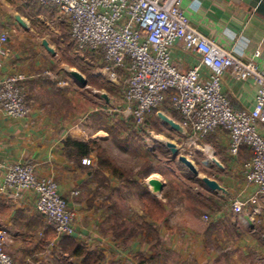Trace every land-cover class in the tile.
<instances>
[{"label":"crops","instance_id":"0c3cea01","mask_svg":"<svg viewBox=\"0 0 264 264\" xmlns=\"http://www.w3.org/2000/svg\"><path fill=\"white\" fill-rule=\"evenodd\" d=\"M183 8L194 27L243 60H255L264 72L263 16L231 0H183ZM49 25V32H45ZM50 31L56 33L55 39ZM3 32L9 36L6 45L10 55L0 66V83L8 75L24 74L21 85L30 112L22 119L0 113V185L7 167L14 163L32 164L38 176L57 181L60 192L77 211L76 232L68 237L86 246L88 252L102 254L103 264H264V196L256 185L247 182L243 171V163L252 157L249 148L243 147L238 156L231 155L229 133L224 129L198 141L199 146L193 149L197 155L206 145L222 164L203 162L209 167L206 176L217 180L226 192L209 189L199 177V181L193 180L189 197L171 191L169 183L160 179L159 150L147 149L153 172L140 182L164 202L167 210L166 221L154 222L148 235L142 230L150 222L144 217V206L136 209L133 205L134 191L143 201L142 189L109 174L101 183L95 153L84 157L90 160L84 163L68 157L65 146L68 137L96 140L105 146L112 134H122L136 126L124 99L129 70L121 68L117 81H111L104 70L103 53L76 48L70 36L69 18L55 7L42 6L34 0H0V34ZM40 33L46 34L35 37ZM44 40L54 53L43 45ZM70 44L77 53L86 54L81 60H86L83 65L88 72H68L63 63H58L60 51ZM171 53L181 71L200 62V55L186 50L181 42ZM72 71L81 73L87 84L74 77ZM203 75L208 79L209 71L204 69ZM222 89L234 109L254 108L258 85L253 79H238L227 70L222 76ZM158 112L181 120L169 100L149 117L178 147L185 145L187 135L172 130ZM259 128L264 135V123ZM166 150L169 152L162 150L166 164L174 165L181 174L189 173L167 146ZM153 177L164 184L159 193H154L148 184ZM257 194L258 202H254L252 198ZM236 200L246 203L242 214L234 211ZM36 201L32 190L23 191L18 198L10 193L0 194V227L9 233L8 253L20 264H82L81 256L61 244L65 235H58L47 223L37 210ZM196 203L199 208L194 206ZM184 204L191 208L189 212L182 211ZM256 206L261 212L252 215ZM192 209H201L202 215L207 214L210 219L197 218V210Z\"/></svg>","mask_w":264,"mask_h":264},{"label":"built area","instance_id":"2783aa9c","mask_svg":"<svg viewBox=\"0 0 264 264\" xmlns=\"http://www.w3.org/2000/svg\"><path fill=\"white\" fill-rule=\"evenodd\" d=\"M34 1L55 7L69 18L71 40L77 47L103 53L104 70L111 81H117L121 68L129 70L124 99L135 125L145 124L149 115L169 100L174 111L181 115L177 122L188 138L179 151H187L188 157L194 152L190 147L197 148L198 141L219 129L226 130L231 155L238 156L243 147L252 151V157L243 163L244 175L264 196V135L259 128L264 123V72L255 60H243L194 27L183 8V0ZM8 38L7 32L0 34V66L10 55ZM179 42L186 50L200 55V62L188 71L179 70L172 60V48ZM204 69L209 71L208 79H204ZM227 70L238 79H253L258 85L252 110H236L231 106L222 89V76ZM25 78L24 74L16 73L0 83L1 114L13 119L29 114L21 85ZM83 162L90 160L84 158ZM25 190L36 193L37 210L58 235L75 234L77 211L70 207L57 181L38 176L32 164H10L0 194L10 193L18 198ZM252 200L258 202V194ZM245 205L242 200L234 201V211L242 214ZM260 212L256 206L252 215ZM208 218L206 215L205 219ZM8 240V230L0 227V264H20L6 250Z\"/></svg>","mask_w":264,"mask_h":264},{"label":"rangeland","instance_id":"374dc122","mask_svg":"<svg viewBox=\"0 0 264 264\" xmlns=\"http://www.w3.org/2000/svg\"><path fill=\"white\" fill-rule=\"evenodd\" d=\"M50 25L52 26L51 23ZM50 25L46 26L45 32H49L47 29L50 28ZM62 28L64 27H61L60 30H62L63 32ZM44 34L46 33H40L39 35H36L35 37L37 36L42 37ZM49 35H51L52 39L56 38V33L52 31H50ZM75 47L78 48L76 45ZM75 47L71 45V47H67V49L61 50L59 53V57H57L59 59L58 63L59 64L63 63L64 67L66 68V71L68 72L71 70H75V69H78L82 72H88L86 71V69H84V65H83V63H85L86 60L84 61L81 60V57H85L86 54L85 56H82V53H79V52L77 53L75 51L76 50ZM161 136L164 137L166 141L167 140L171 141L173 139V138H170L168 135L164 134L163 131L159 128V125H157L154 120L148 117L145 124L139 127L136 125V126L129 128L125 133L116 134V135L112 134L110 141L106 143L105 146L103 145L102 146L105 147L108 153L115 159V161L120 166L128 170L131 173V175L133 174L137 175L139 171L146 170L151 165L148 162L149 160L146 155L147 149H151V150L153 149L154 151L159 150L158 151L159 166L161 165V172H160L161 175H159L160 179L165 182L167 181L169 183L168 188L171 189V191L175 190L178 193L183 192L184 195H186V197H189L190 189L191 187H193V184H194L193 180L199 181V177L206 175L205 172L209 168L207 165L203 163L205 160V156H206L205 149H207L208 147H206V145H203L202 148L204 147V150L200 151L201 153L200 154L198 153L199 155L193 152V154L189 156V158H191L192 160H195L196 165L199 169V175L194 176L190 172L189 173L186 172L187 174L185 175L177 171V168H175L174 165L170 166L169 164H166V161H165L166 157L164 153H162V150H164L165 152H169V151L166 150V146L164 145V143H161L158 140V137H161ZM190 149L193 150L194 147L192 146V148ZM180 153L185 154V155L189 154L187 151H184V150H181ZM182 167L186 171H188V169L184 165H182ZM133 205L136 209L139 208L141 205L144 206L143 201L140 199L139 192L137 191H134ZM189 205L193 207L192 202H189ZM194 206H198L199 208L198 203L194 204ZM183 208L184 209H182V211L189 212V210H191V208H186L185 204ZM192 210L194 211L197 210V214L196 212L193 211L197 218L205 219V216L207 214L202 215L201 209H192ZM257 225H258V228L262 226L261 223H258ZM245 227H247V225H245Z\"/></svg>","mask_w":264,"mask_h":264},{"label":"trees","instance_id":"16d2710c","mask_svg":"<svg viewBox=\"0 0 264 264\" xmlns=\"http://www.w3.org/2000/svg\"><path fill=\"white\" fill-rule=\"evenodd\" d=\"M65 146L68 150V157L74 160H83L84 157H89L92 153H95L97 159L96 173L97 176H99L98 179L102 181L101 183L108 179L106 174H109L128 185L137 186L142 189L144 217L151 222L144 225L142 230H146L148 235H150V228L154 222L164 223L166 221L167 210L164 202L157 196L153 195L148 186L140 182L143 178L149 176L153 172L151 158L148 159V162L151 165L146 170L140 171L137 175H131V173L124 167L120 166L108 153L106 148L96 140L78 141L72 137H68ZM86 165L90 167L89 164ZM135 232L137 233L135 230L132 231V233ZM61 244L66 245L65 247L68 246L67 248L73 252V254L81 256L82 264H103L104 256L102 254L88 252L89 249L86 246L76 243L72 237H63Z\"/></svg>","mask_w":264,"mask_h":264},{"label":"water","instance_id":"95a60500","mask_svg":"<svg viewBox=\"0 0 264 264\" xmlns=\"http://www.w3.org/2000/svg\"><path fill=\"white\" fill-rule=\"evenodd\" d=\"M234 3L237 4H244L246 6H248L250 9H252L256 14L263 16L264 17V0H231ZM17 19L20 21L21 24L25 25V22L23 21V19L17 15L16 16ZM43 45L51 52H55L54 49L52 47L49 46V43L47 40L43 41ZM71 74L76 77L77 79H79L83 84H87V80L82 76L81 73H79L78 71H72ZM103 97L107 98L106 95L104 94ZM158 117L164 122L166 123L172 130H176L179 133H183L184 129L183 127L180 125V123H178L177 121H175L173 118L169 117L168 115H166L163 112H158ZM168 149L171 151L172 155L174 158H177L178 162L182 165H184L185 167H187V169L189 170V172L194 175V176H198L199 175V169L197 167V165L194 163V161L192 159H190L187 155L180 153L179 151V147L178 145L170 140H167L164 143ZM213 162H215L216 164H218L219 166H222V164L217 160L216 157L213 158ZM202 182L211 190H222L224 192H226V189L224 187H222L217 180L210 178L209 176H202L201 177ZM148 184L151 186V189L154 193H159L162 191L164 184L161 180H159L158 178H150L148 180Z\"/></svg>","mask_w":264,"mask_h":264},{"label":"bare ground","instance_id":"6f19581e","mask_svg":"<svg viewBox=\"0 0 264 264\" xmlns=\"http://www.w3.org/2000/svg\"><path fill=\"white\" fill-rule=\"evenodd\" d=\"M158 140L161 143H165L166 142L165 138L162 137V136L161 137H158ZM205 152H206V156H205L204 162L207 163V164L213 163V158H214V155H215V154L213 155V151L210 148H207V149H205Z\"/></svg>","mask_w":264,"mask_h":264}]
</instances>
